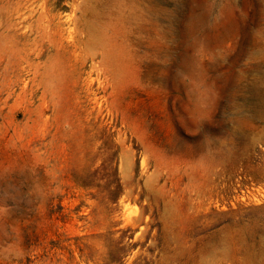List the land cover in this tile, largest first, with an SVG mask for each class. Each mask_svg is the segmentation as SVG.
I'll use <instances>...</instances> for the list:
<instances>
[{
	"label": "rangeland",
	"instance_id": "rangeland-1",
	"mask_svg": "<svg viewBox=\"0 0 264 264\" xmlns=\"http://www.w3.org/2000/svg\"><path fill=\"white\" fill-rule=\"evenodd\" d=\"M0 264H264V0H0Z\"/></svg>",
	"mask_w": 264,
	"mask_h": 264
}]
</instances>
